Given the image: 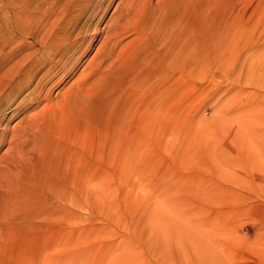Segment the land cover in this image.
Masks as SVG:
<instances>
[{
	"label": "rangeland",
	"instance_id": "1",
	"mask_svg": "<svg viewBox=\"0 0 264 264\" xmlns=\"http://www.w3.org/2000/svg\"><path fill=\"white\" fill-rule=\"evenodd\" d=\"M0 138V264H264V0H0Z\"/></svg>",
	"mask_w": 264,
	"mask_h": 264
},
{
	"label": "bare ground",
	"instance_id": "2",
	"mask_svg": "<svg viewBox=\"0 0 264 264\" xmlns=\"http://www.w3.org/2000/svg\"><path fill=\"white\" fill-rule=\"evenodd\" d=\"M137 1H138V0H137ZM146 4H147V3H146ZM144 7H145V6H144ZM135 8H136V7H135ZM148 8H149V7H148ZM165 9H166V8H165ZM144 11H145V10H144ZM146 11H147V9H146ZM135 12H136V11H135ZM151 12H152V11H151ZM151 12H150V13H151ZM142 13H143V12H142ZM147 13H148V12H147ZM151 14H152V13H151ZM164 16H165V15H164ZM166 18H167V17H166ZM168 18H169V17H168ZM163 19H164V18H163ZM160 22H161V21H160ZM143 24H144V23H143ZM158 24H159V23H158ZM160 24H161V23H160ZM178 25H179V23H178ZM150 26H151V25H150ZM175 27H176V26H175ZM143 28H145V25L143 26ZM125 29H126V28H125ZM145 29H146V28H145ZM174 29H175V28H174ZM177 29H178V28H177ZM118 30H119V29H118ZM180 31L182 32V30H179V31H177V33H180ZM145 32H147V31L145 30ZM122 33H123V32H122ZM174 33H175V32H174ZM141 35H142V34H141ZM143 36H144V35H142V36H140V37L143 38V39H145ZM146 37H147V36H146ZM141 38H140V40H138L137 44H138L139 48L142 47V49H143V48L145 47L144 45H146V43H145L146 40H144V41H145V42H144L145 44L143 45V44H141V43L143 42V41H142L143 39H141ZM190 43H191V42H190ZM192 43H193V42H192ZM134 44H135V43H134ZM140 45H142V46H140ZM148 45H149V44H148ZM164 45H165V44H164ZM164 45L162 44V47H164ZM133 47H134V46H133ZM134 49H135V48H134ZM187 50H188V49H187ZM191 50H192V52L194 51L192 47H191ZM192 52H191V53H192ZM192 54H193V53H192ZM2 137H3V136H2ZM2 137H1V138H2ZM1 138H0V139H1ZM5 138H6V137H5ZM2 139H3V138H2ZM11 143H12V141H11ZM11 157H12V156H11ZM7 162H8V161H7ZM17 162H18V161H17ZM9 164H10V163H9ZM9 164H8V165H9ZM13 164H14V162H13ZM10 166H11V165H10ZM10 166H9V167H10ZM12 167H13V166H12ZM7 170H8V169H7ZM1 171H2V170H1ZM10 171H11V170H10ZM7 172H8V171H7ZM3 173H4V172H3ZM8 173H9V172H8ZM0 176H1V175H0ZM3 177H4V175H3ZM10 177H11V176H10ZM4 178H5V177H4ZM13 179H14V178H13ZM8 181H9V180H8ZM2 189H3V188H2Z\"/></svg>",
	"mask_w": 264,
	"mask_h": 264
}]
</instances>
